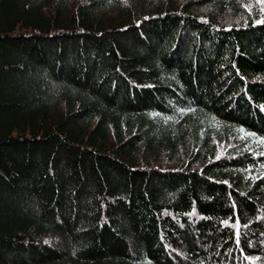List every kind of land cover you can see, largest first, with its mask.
Returning <instances> with one entry per match:
<instances>
[{
	"label": "trees",
	"instance_id": "trees-1",
	"mask_svg": "<svg viewBox=\"0 0 264 264\" xmlns=\"http://www.w3.org/2000/svg\"><path fill=\"white\" fill-rule=\"evenodd\" d=\"M0 0V264H264V0Z\"/></svg>",
	"mask_w": 264,
	"mask_h": 264
},
{
	"label": "rangeland",
	"instance_id": "rangeland-1",
	"mask_svg": "<svg viewBox=\"0 0 264 264\" xmlns=\"http://www.w3.org/2000/svg\"><path fill=\"white\" fill-rule=\"evenodd\" d=\"M260 0H248L247 1V8H250L251 6L254 5V3H259Z\"/></svg>",
	"mask_w": 264,
	"mask_h": 264
}]
</instances>
